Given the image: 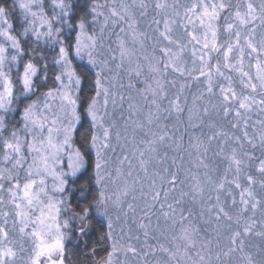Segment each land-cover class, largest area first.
<instances>
[{"label": "snow or ice", "instance_id": "6c2138e0", "mask_svg": "<svg viewBox=\"0 0 264 264\" xmlns=\"http://www.w3.org/2000/svg\"><path fill=\"white\" fill-rule=\"evenodd\" d=\"M0 264H264V0H0Z\"/></svg>", "mask_w": 264, "mask_h": 264}, {"label": "trees", "instance_id": "16d2710c", "mask_svg": "<svg viewBox=\"0 0 264 264\" xmlns=\"http://www.w3.org/2000/svg\"><path fill=\"white\" fill-rule=\"evenodd\" d=\"M184 0H179L180 3H183ZM169 2V1H168ZM169 3H172V2H169ZM187 59H189L190 61V55L186 57ZM178 83H183V80H179ZM196 89L193 88L192 89V92H195ZM189 103H191V94H189ZM257 117L255 115H253L252 119L255 120ZM170 124H175V120H172L169 122ZM87 127V124L84 125L83 128H81V132H83ZM181 129H182V126H181ZM185 142H187V137H185ZM209 155L211 156V153H209ZM226 167L225 164L221 163L220 164V169H221V172L223 171V168ZM253 245L256 244V243H259V240L258 239H251L250 241Z\"/></svg>", "mask_w": 264, "mask_h": 264}, {"label": "rangeland", "instance_id": "374dc122", "mask_svg": "<svg viewBox=\"0 0 264 264\" xmlns=\"http://www.w3.org/2000/svg\"><path fill=\"white\" fill-rule=\"evenodd\" d=\"M169 2H173V0H168ZM186 2H189V0H184L183 3H186ZM189 66H190V61H189ZM179 84L180 83H177V88H179Z\"/></svg>", "mask_w": 264, "mask_h": 264}]
</instances>
